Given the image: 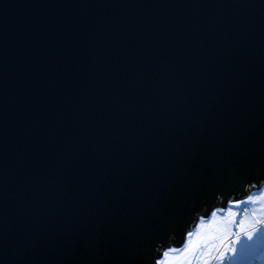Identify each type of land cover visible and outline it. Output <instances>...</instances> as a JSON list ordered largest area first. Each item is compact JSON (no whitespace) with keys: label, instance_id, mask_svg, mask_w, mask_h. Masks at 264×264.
I'll use <instances>...</instances> for the list:
<instances>
[{"label":"water","instance_id":"obj_1","mask_svg":"<svg viewBox=\"0 0 264 264\" xmlns=\"http://www.w3.org/2000/svg\"><path fill=\"white\" fill-rule=\"evenodd\" d=\"M262 179L264 0H0V264H153Z\"/></svg>","mask_w":264,"mask_h":264},{"label":"rangeland","instance_id":"obj_2","mask_svg":"<svg viewBox=\"0 0 264 264\" xmlns=\"http://www.w3.org/2000/svg\"><path fill=\"white\" fill-rule=\"evenodd\" d=\"M258 190V188L252 190L250 194H258ZM245 198L246 197H243L241 199L232 201L231 209L232 211L236 212L235 220L231 225L228 226L229 234L227 238L222 241L218 239L214 241L215 246L212 249L211 256L207 257L209 264H264V225L257 224L255 226L257 230L254 232L253 238L251 240H249L247 235L241 232L239 228V221L246 218L244 213L245 208L249 209V212L247 213L248 224H251L257 219H264V214H261L259 210V204L253 205L250 203H241V201L245 200ZM215 208L224 209V211L218 213V215L224 216L227 214L229 203L226 204L225 207L217 206ZM253 209H256L255 217L252 215ZM210 220L211 214L208 217H204L205 223L209 222ZM198 223L199 219L196 221L192 229L196 228ZM187 239L188 238L186 235L183 244L177 248L183 249ZM242 247L244 249L243 252L240 251ZM221 252H223V255H221ZM258 254V257H260L259 260L256 259ZM190 259L195 261L196 257L192 256Z\"/></svg>","mask_w":264,"mask_h":264},{"label":"clouds","instance_id":"obj_3","mask_svg":"<svg viewBox=\"0 0 264 264\" xmlns=\"http://www.w3.org/2000/svg\"><path fill=\"white\" fill-rule=\"evenodd\" d=\"M257 188L259 189L258 194L256 195L248 194L245 200L241 201V203H250L253 205L259 204L260 206L259 210L261 214H264V179L260 180L259 183L252 182L250 184L244 185V191L247 193H250L252 189H257ZM217 199H223V197L218 195ZM228 203H229V208L227 210V214L224 216H220L218 215V213L224 211V209L215 208L214 210L211 211V220H215L217 222L224 223V224H227L229 221H231L236 216V212L232 211L231 209L232 201L229 200ZM248 212H249V209L245 208L244 213H245L246 218L243 219V221L247 223H248V220H247ZM252 215L253 217H255L256 209L252 210ZM204 223H205L204 217L200 216L197 227L190 231H187L188 239L183 249L177 248V247H168L162 250V257L157 259L156 258L157 248H156L155 255L153 258V264H165L166 257L169 254H175L177 252H180L181 250H184V255H185L183 264H209V260L207 259V257L211 256L212 249L215 246L214 241L216 239L208 236L206 230L203 228ZM257 224L264 225V219L254 220L250 225L254 229H256L255 226ZM174 238H175V234H171L168 238V242L173 240ZM159 245H162V244H159ZM192 256L196 257L195 261L190 259V257ZM256 259L259 260L260 257H257ZM169 264H171L170 261H169Z\"/></svg>","mask_w":264,"mask_h":264},{"label":"snow or ice","instance_id":"obj_4","mask_svg":"<svg viewBox=\"0 0 264 264\" xmlns=\"http://www.w3.org/2000/svg\"><path fill=\"white\" fill-rule=\"evenodd\" d=\"M235 220V217L229 221L227 224L217 222L215 220H210L207 223H204L203 228L206 230L209 237L218 239V240H224L227 238L229 234V225H231ZM239 228L240 231L245 233L247 235V238L251 240L253 238L254 232L257 229H254L250 224L247 222H244L243 220L239 221ZM239 242V241H238ZM243 247L241 248V252H243ZM221 255H223V252H221ZM235 255V252H234ZM185 259L184 250H181L180 252H177L175 254H169L166 257L165 264H169V261L171 264H183V261Z\"/></svg>","mask_w":264,"mask_h":264},{"label":"bare ground","instance_id":"obj_5","mask_svg":"<svg viewBox=\"0 0 264 264\" xmlns=\"http://www.w3.org/2000/svg\"><path fill=\"white\" fill-rule=\"evenodd\" d=\"M252 190H255V189H252ZM252 190H251V192H252ZM251 192H250V193H251ZM250 193H247V195L250 194ZM237 200H238V199H237ZM234 201H235V200H234ZM227 204H228V203H227ZM214 209H215V208H214ZM210 214H211V212H210ZM210 214H209V215H210ZM209 215H208V216H209ZM208 216H207V217H208ZM198 219H199V218H198ZM258 256H259V254H258L256 257H258Z\"/></svg>","mask_w":264,"mask_h":264}]
</instances>
